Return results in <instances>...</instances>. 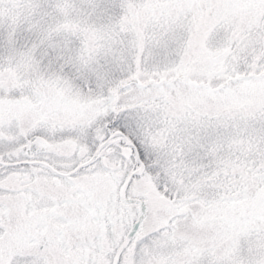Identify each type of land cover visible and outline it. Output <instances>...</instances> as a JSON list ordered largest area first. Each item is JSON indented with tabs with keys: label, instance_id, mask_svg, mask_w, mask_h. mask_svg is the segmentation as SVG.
Returning <instances> with one entry per match:
<instances>
[{
	"label": "snow or ice",
	"instance_id": "6c2138e0",
	"mask_svg": "<svg viewBox=\"0 0 264 264\" xmlns=\"http://www.w3.org/2000/svg\"><path fill=\"white\" fill-rule=\"evenodd\" d=\"M0 264H264V0H0Z\"/></svg>",
	"mask_w": 264,
	"mask_h": 264
}]
</instances>
